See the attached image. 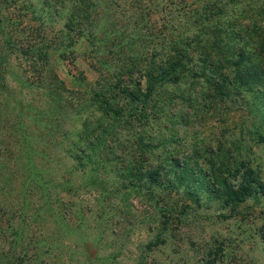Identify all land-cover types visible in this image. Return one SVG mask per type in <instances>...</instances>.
<instances>
[{
    "label": "trees",
    "instance_id": "trees-1",
    "mask_svg": "<svg viewBox=\"0 0 264 264\" xmlns=\"http://www.w3.org/2000/svg\"><path fill=\"white\" fill-rule=\"evenodd\" d=\"M121 1L126 2L73 0V5H77L75 10L63 21V28L53 36V40L46 38L48 32L42 24L28 29L31 35L36 36L34 39L39 38L40 41L30 39L26 33L20 34L23 58L33 60L32 63L37 65H46L50 53L58 52L62 57L71 58L75 56L77 44L81 40L87 41L89 49L86 54L92 58L99 55L97 72L103 75L96 83L85 77L76 79L78 89L74 91H66L65 84L54 76L55 87L46 86L49 87V95L43 101L38 100L40 106L25 105L20 108L19 104L22 128H25L28 119H33L42 123L44 129L55 130L56 134L62 135V139L56 138L52 142L68 149L66 156L71 165L81 167L83 172L90 168L81 181L62 179L55 183L53 176L45 179L39 174L38 164L33 158L36 154L45 157L49 154H43L44 148L38 151L31 145V138L23 136L25 144L20 147V158L26 159V163L23 160L26 175L24 192L37 190L44 195L45 205L52 206L56 212L60 208L63 210V205L67 207L66 212L73 210L75 202L64 204L67 195L73 189L93 188L94 193L99 192L93 185L101 186L102 177L107 175L108 159L124 151L125 157L119 160L128 168V160L138 159L148 163V170L145 167L135 169L133 176H137L140 182L146 181L147 192L151 196L167 182V177L178 176L185 180L186 176L190 177V169L197 166L208 171L210 179H206L204 184L223 206H231L234 211L250 200L261 203L264 199L263 164L252 165V161L243 156L242 148L249 142L247 150L252 152L255 146L264 145V0L247 2L238 11L231 7V10L228 9L231 1L236 4L237 0H167L159 19H156L157 14H146L140 6L134 20L125 14ZM59 3L57 0L54 12L61 20L63 16ZM157 8L158 5H155L154 9ZM6 27H10V31L5 42L11 47L10 37H14L15 23L11 25L8 22ZM35 72L37 77L42 78V72ZM26 74L27 80L20 78L21 86L31 89L36 82L30 83V73L26 71ZM194 83L201 88L195 90ZM10 98L14 100L13 96ZM84 105L96 106L101 115L96 119L89 116L81 132H67L65 126L74 121L71 112H78L77 106ZM236 105L248 112V117L241 124L244 140H219L213 151L207 145L198 144L185 158L179 157L186 156L187 148L175 147L171 151L166 149L173 146L168 141L162 143L163 148L153 144L150 135L153 130H165L175 135L184 127H190L194 118L210 116L222 107L224 111L221 115L230 119V110ZM5 106L9 108L10 105L6 103ZM118 134L121 135L119 141L116 140ZM202 157L206 168L200 167L199 159ZM154 158L161 160L157 168L152 163ZM58 162L64 164L63 160ZM194 163L196 166H192ZM204 171H199L198 178L206 174ZM112 177H109L108 184L99 188L110 203L117 198L110 190L115 186L119 192L114 183L119 175L115 174L114 180ZM28 200L24 207L26 212L31 206ZM165 206L154 205V209L157 214H162ZM91 207L87 205L94 212ZM189 208L181 205L178 214L186 216ZM77 220L83 224L88 221L83 211ZM106 221H100L101 227L107 224ZM167 229L170 228L166 222L164 230ZM159 242L165 241H151L149 248L160 245ZM81 243L86 249L87 259L102 264L104 258L97 257L96 244H89L85 237ZM220 250L211 253L209 256L212 258L205 263L214 264ZM75 253L82 252L75 250Z\"/></svg>",
    "mask_w": 264,
    "mask_h": 264
},
{
    "label": "rangeland",
    "instance_id": "rangeland-1",
    "mask_svg": "<svg viewBox=\"0 0 264 264\" xmlns=\"http://www.w3.org/2000/svg\"><path fill=\"white\" fill-rule=\"evenodd\" d=\"M191 1L193 0H189ZM252 1L237 0L236 4L231 1L228 9L231 10V7L238 11L245 3ZM56 2L57 0H0V264H24L25 261L26 264H95L84 253L86 249L81 243L84 237L89 244H96L97 257L104 258L102 264H206V260L212 258L209 255L220 249V256L214 264H264V199L259 204L250 200L234 211L231 206H223L204 184L206 179H210L208 171L199 169L195 163L192 165L196 166L195 169L189 168L190 177L186 176L185 180L178 176L172 179L167 177V182L151 196L147 192L146 181L140 182L137 176H133L135 169H146L148 163L138 159L128 160V168L126 163L119 160L120 157H125V152L119 151L108 159V176L102 177L101 186L93 185L99 192L94 193L93 188L73 189L64 204L72 205L75 202V205L73 210L67 212L64 205L59 212L54 211L52 206L45 205L44 195L37 193V190L24 192L26 175L23 160L26 163V159L20 158V147L25 144L23 136L31 138V145L38 151L44 148L43 154H49L48 157L36 154L33 158L38 164L39 174L45 179L53 176L55 183L64 179L81 181L82 176L90 171V168L83 172L81 167L72 166L66 156L68 149H62L63 145L52 142L56 138L62 139L61 134H56L53 129H44L42 123H36L33 119L27 120L25 128L19 123V104L20 108L25 105L40 106L38 100L43 101L49 95V87L46 86L50 84L55 87L54 76L65 84L66 91L78 89V78L85 77L91 83H96L103 76L97 72L100 64L96 61L100 60L99 55L92 58L86 54L89 49L87 41L81 40L77 44L75 56L71 58L62 57L58 52L50 53L46 65H37L32 63L33 60L23 58L20 34L26 33L33 40L36 36L31 35L28 29L42 24L48 32L46 38L53 40V36L63 28V21H66V17L77 6L73 5V0H59L58 6L63 16L60 20L54 12ZM166 2L167 0H126L120 3L124 4L125 14L132 16L134 20L140 6L146 14H157L156 19H159V13ZM155 5H158L157 9H154ZM8 22L11 25L15 23L14 37H10L13 43L11 47L5 42L10 31V27H6ZM155 24L161 27L156 22ZM35 40L40 41L39 38ZM34 69L42 72V78L37 77ZM26 71L30 73V83L36 82L31 89L21 86L20 78L27 80ZM40 82L44 84L39 85ZM194 84L195 90L201 88ZM10 96L14 100L11 101ZM6 103L10 105L9 108H6ZM84 106H77L78 112H71L74 121L65 126L67 132H81L84 121L89 116L96 119L101 115L96 106ZM223 111L222 107L210 116L200 115L193 119L190 127H184L175 135L165 130H153L150 134L153 144L163 148L162 143L168 141L173 146L166 149L171 151L175 147L187 148L186 156L179 157L185 158L191 155L192 148L198 144L207 145L213 151L219 140H244L241 124L248 117V112L238 105L233 106L229 119L221 115ZM119 139L120 134L116 137L117 141ZM247 147L249 148V142L242 148L245 159L251 160L254 166L262 163L264 171V145L255 146L252 152H248ZM203 159H199L200 167L206 168ZM60 160H63V165L58 162ZM160 162L158 158L152 159L156 168ZM199 171L206 174L198 178ZM114 172L119 175L114 181L119 192L117 193L115 186L110 190L117 197L110 203L109 198L100 193L104 191L99 188L108 184L109 177H114ZM27 198L31 204L28 212L24 210ZM88 204L92 205L94 212L87 208ZM163 204L166 205L164 211L157 214L154 205ZM181 205L190 207L186 216L178 214ZM97 209L101 211L100 214L96 213ZM82 211L88 219L85 224L77 220ZM100 221H106L107 224L101 227ZM166 222L169 230H164ZM162 240L165 242L149 248L151 241ZM75 250L82 253H75ZM8 260L14 263H9Z\"/></svg>",
    "mask_w": 264,
    "mask_h": 264
}]
</instances>
